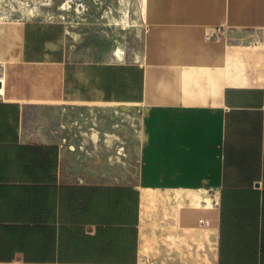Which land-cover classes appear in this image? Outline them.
I'll list each match as a JSON object with an SVG mask.
<instances>
[{
  "label": "crops",
  "instance_id": "obj_1",
  "mask_svg": "<svg viewBox=\"0 0 264 264\" xmlns=\"http://www.w3.org/2000/svg\"><path fill=\"white\" fill-rule=\"evenodd\" d=\"M117 1L139 46L26 19L0 53V264H264V0ZM120 103L139 181L76 179L60 117Z\"/></svg>",
  "mask_w": 264,
  "mask_h": 264
},
{
  "label": "rangeland",
  "instance_id": "obj_2",
  "mask_svg": "<svg viewBox=\"0 0 264 264\" xmlns=\"http://www.w3.org/2000/svg\"><path fill=\"white\" fill-rule=\"evenodd\" d=\"M119 6L117 0H0V53L20 37L16 24L26 19L63 22L67 46L78 59L106 58L119 41L139 46L129 4L127 13ZM144 124L145 112L139 106L130 112L106 104L71 108L60 117L59 127L65 146H74L66 160L69 170L76 179L137 183Z\"/></svg>",
  "mask_w": 264,
  "mask_h": 264
},
{
  "label": "bare ground",
  "instance_id": "obj_3",
  "mask_svg": "<svg viewBox=\"0 0 264 264\" xmlns=\"http://www.w3.org/2000/svg\"><path fill=\"white\" fill-rule=\"evenodd\" d=\"M123 54H124V52H122V49H121V50L118 49V51H117V55H118L119 57H123ZM117 106L120 108V110L125 111V112H130V111L132 110L131 106L128 105V104H126V103H120V104H118ZM93 135H94V137H95L96 139L99 138V132H98V131H95V132L93 133Z\"/></svg>",
  "mask_w": 264,
  "mask_h": 264
},
{
  "label": "water",
  "instance_id": "obj_4",
  "mask_svg": "<svg viewBox=\"0 0 264 264\" xmlns=\"http://www.w3.org/2000/svg\"><path fill=\"white\" fill-rule=\"evenodd\" d=\"M0 86H2L1 81H0Z\"/></svg>",
  "mask_w": 264,
  "mask_h": 264
}]
</instances>
